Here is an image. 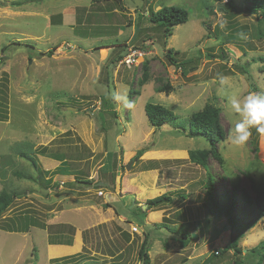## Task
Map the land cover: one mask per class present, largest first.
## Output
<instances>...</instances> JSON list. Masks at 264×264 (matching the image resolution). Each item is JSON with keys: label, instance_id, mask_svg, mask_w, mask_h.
<instances>
[{"label": "rangeland", "instance_id": "obj_1", "mask_svg": "<svg viewBox=\"0 0 264 264\" xmlns=\"http://www.w3.org/2000/svg\"><path fill=\"white\" fill-rule=\"evenodd\" d=\"M229 3L0 0V90H6L0 91V111L7 112L0 118V191L15 193L0 216V264H144L139 251L146 237L150 264H203L237 239L242 253L230 248L213 263L235 264L264 240V217L256 220L257 210L241 193L235 207L244 220L241 227L232 228L206 205L209 172L219 199L235 183L253 196L249 176L264 181V136L253 128L244 147L234 146L230 136L238 118L227 103L228 94H264V15L241 10L229 16L232 10L226 8L252 1ZM161 6L190 13L166 38L148 17ZM223 32L243 38L238 44L222 42L217 35ZM134 47L146 52V69L122 62ZM168 49L178 62L193 61L186 70L177 68L166 57ZM145 72L147 80L140 83ZM220 76L227 85L218 94ZM167 82L171 89L160 91ZM117 91L134 102L133 109H117L111 98ZM147 102L162 104L182 119L206 104L220 106L227 133L218 144L224 163L215 157L206 167L193 163L190 151L209 148L210 141L169 123L155 127L145 112ZM44 145L59 151L58 157L68 155L79 171L50 174L47 186L45 172L40 175L19 153L29 152L40 169L54 170L61 160L39 153ZM163 193L173 201L148 209V200ZM24 214L46 227L29 222L23 228ZM184 223L191 224L194 237L188 244L182 239Z\"/></svg>", "mask_w": 264, "mask_h": 264}, {"label": "trees", "instance_id": "obj_2", "mask_svg": "<svg viewBox=\"0 0 264 264\" xmlns=\"http://www.w3.org/2000/svg\"><path fill=\"white\" fill-rule=\"evenodd\" d=\"M251 1H252L251 6L245 5L244 7L233 6L230 8H226L232 10V13H230L229 16L233 17V11H241V10L249 11L257 15H264V0H251ZM232 3L233 0H230L229 5H232ZM189 16L190 13L186 8L178 7V6H161L158 10H152L148 15L149 21L152 24V28H157L159 29L158 31L161 30L165 38L173 34V29L175 26H178L179 24L188 21ZM81 17L82 16L79 17V20L81 19ZM141 22H142V17L139 16V20L137 23L139 25V28L142 24ZM231 29L234 30L233 28ZM259 34H263V33H259ZM147 37L150 39L151 35H148ZM217 37L219 38L222 37L223 39L222 42H232L235 44H238L239 41L242 40L243 38L241 35H234L233 33H224V32L221 33V35L218 34ZM3 49L5 51V47ZM174 53L175 52L173 49L167 50L166 57L169 59L170 63L174 64L177 68H184L186 70L188 62L193 61V59L189 58L186 61L178 62ZM148 63H149V59L146 58L145 61L143 62V67H145V69L147 68ZM242 71L246 74L249 73L246 67H242ZM146 80H147V74L145 72L144 77L140 80V83H144L146 82ZM170 89H171V84L167 82V84L160 87L159 90L169 91ZM0 91L3 93V95L6 93V90L1 89ZM135 92H136L135 90L130 89V93H135ZM102 105L104 108L106 107L104 100H102ZM0 112H2L0 113L1 119L7 117L6 116L7 112L5 111L4 108H2ZM145 112L150 122L159 129L165 123H169L173 125V127H175L176 129L180 130V132H183L190 137L203 136L210 141L211 146L209 148L193 149L190 151L189 157L193 163L200 164L206 167L208 165L210 157H215L219 162L224 163V158L221 151L218 148V144L226 139L227 133L224 129V126L221 123L222 108L220 106H217L215 104H206L202 110L194 112L190 118H186V119L185 118L182 119L181 117H179V115H177L173 110L169 109L168 107L162 104H157L152 102L146 103ZM254 142L255 141L253 139V143ZM257 143L258 142H256V145ZM256 149L257 150L259 149L258 146L256 147ZM19 153L22 157H26V158L28 157L31 160L33 166L40 173V175H43V172H45L44 174L45 176L42 178L43 181L46 182L47 186H49V184L52 185L53 178L49 177L50 174L54 176L72 175L77 173L78 170L72 168V163L70 162V159H68V155L66 156L65 153H63V157H58L59 151H50V147L48 145L41 146L39 153H41L42 155H46L61 160V164L58 165L54 170L40 169L41 167L40 168L38 167L39 165L37 160L31 157L30 155H28L29 152L21 150L19 151ZM16 173L19 177L23 175L22 172L19 171ZM47 174H49L48 177H46ZM249 178L251 181L252 190L254 192L253 196H251L248 192L244 191L241 187H239L237 183H235L233 185V190L230 192L227 190L223 194L222 199H219L214 194L215 181H216L215 177L211 172H209V182L207 184V193L209 195V198L206 201L207 208L213 215H216L217 217H221V216L226 217L228 224H230L232 228L241 227L244 224V220L242 218L237 217V212L235 210L236 203L238 200L237 197L238 192L241 193L240 197L244 201H246L249 205L253 206L257 210L258 214L256 220H259L260 218L264 217V181H258L251 176H249ZM33 181L38 182L37 178H34ZM92 183L96 184L97 187H103L102 185H98L96 181ZM55 184L58 183L56 182ZM9 190L4 189L0 191V216H2L11 207V205L14 202L15 193L14 191H9ZM173 199L174 198L172 195L168 193H163L152 199H149L147 208L148 209L151 208L149 206H155L166 202H172ZM105 205L109 206V203H106ZM23 218L26 220L25 227H23L24 222L22 219H19V222L20 224H22V227L25 229L29 228V224L39 225L42 228L46 227V224H44V222L36 218L34 215L24 214ZM190 227L191 224L189 223H184L181 227L182 239L184 240L183 241L184 244H188V242L192 238H194L192 232L190 231ZM2 228L6 229V226ZM147 240L148 238L146 237L139 251L140 257L142 258L144 264H150V258L147 253V244H148ZM230 248H233L235 250L234 254L236 255H240V253H242V249L238 247L237 239H233V241L228 246L220 250L218 253L215 252L212 253L203 262V264H213L219 254L221 255L224 254ZM250 256L255 257L256 260L250 261L249 258ZM234 263L264 264V240L261 241L257 246L253 247L249 253L245 255L242 254V257L235 258Z\"/></svg>", "mask_w": 264, "mask_h": 264}, {"label": "clouds", "instance_id": "obj_3", "mask_svg": "<svg viewBox=\"0 0 264 264\" xmlns=\"http://www.w3.org/2000/svg\"><path fill=\"white\" fill-rule=\"evenodd\" d=\"M227 78L219 77L218 94L226 88ZM116 102L117 109H133L134 102L118 91L111 94ZM227 103L232 114L238 119L235 121L230 136L231 143L236 147H244L252 135V129L264 136V94L249 93L244 97L228 94Z\"/></svg>", "mask_w": 264, "mask_h": 264}, {"label": "built area", "instance_id": "obj_4", "mask_svg": "<svg viewBox=\"0 0 264 264\" xmlns=\"http://www.w3.org/2000/svg\"><path fill=\"white\" fill-rule=\"evenodd\" d=\"M146 52L138 48H130L127 55L123 58L122 62L128 67L143 65L145 61ZM135 227L133 230L135 231Z\"/></svg>", "mask_w": 264, "mask_h": 264}, {"label": "crops", "instance_id": "obj_5", "mask_svg": "<svg viewBox=\"0 0 264 264\" xmlns=\"http://www.w3.org/2000/svg\"><path fill=\"white\" fill-rule=\"evenodd\" d=\"M114 10H117V9L115 8ZM54 246H61V247H65V248H71L73 245H54Z\"/></svg>", "mask_w": 264, "mask_h": 264}, {"label": "water", "instance_id": "obj_6", "mask_svg": "<svg viewBox=\"0 0 264 264\" xmlns=\"http://www.w3.org/2000/svg\"><path fill=\"white\" fill-rule=\"evenodd\" d=\"M72 109H75V108H72ZM131 165H132V162L129 163V165L127 166V168L129 169L131 167ZM47 192H48V190L43 189V193H47Z\"/></svg>", "mask_w": 264, "mask_h": 264}]
</instances>
